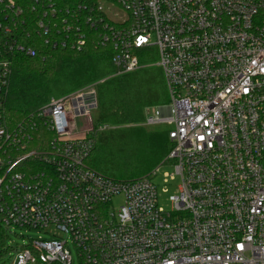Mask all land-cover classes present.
Instances as JSON below:
<instances>
[{
  "label": "built area",
  "instance_id": "built-area-1",
  "mask_svg": "<svg viewBox=\"0 0 264 264\" xmlns=\"http://www.w3.org/2000/svg\"><path fill=\"white\" fill-rule=\"evenodd\" d=\"M88 47L111 52L115 75L162 72L168 104L140 125L170 126L168 210L159 166L123 181L88 165L71 126L96 108L93 85L5 114L14 56ZM14 228L48 238L13 250ZM68 241L79 264H264V0H0V253L71 264Z\"/></svg>",
  "mask_w": 264,
  "mask_h": 264
},
{
  "label": "trees",
  "instance_id": "trees-1",
  "mask_svg": "<svg viewBox=\"0 0 264 264\" xmlns=\"http://www.w3.org/2000/svg\"><path fill=\"white\" fill-rule=\"evenodd\" d=\"M110 54L109 50L88 47L79 53L44 48L34 58L14 56L5 114L16 123L56 93L68 95L93 85L96 117L86 136L92 144L89 158L93 157L87 163L104 176L119 180L115 175L122 173L120 180L130 181L160 164L172 148L168 131L146 132L139 127L144 108L164 104L166 87L157 67L115 75ZM101 126L106 128L101 130ZM145 152L154 158L152 166L137 178H127L129 171L143 167Z\"/></svg>",
  "mask_w": 264,
  "mask_h": 264
},
{
  "label": "rangeland",
  "instance_id": "rangeland-1",
  "mask_svg": "<svg viewBox=\"0 0 264 264\" xmlns=\"http://www.w3.org/2000/svg\"><path fill=\"white\" fill-rule=\"evenodd\" d=\"M149 60H151V62L156 63L157 62V56L152 57ZM150 67H155V66H150ZM165 92H166V100H165L164 104L167 105L168 104V94H167L166 89H165ZM63 95H65V94L64 93H56L53 95L52 98H59L60 96L62 97ZM65 96H67V95H65ZM159 105L162 106L163 104H159ZM159 105H154V106H159ZM149 107H153V106H149ZM95 117H96V111H95V109H92L89 117H86L85 119H82V118L74 119V122L72 123V126H71L73 135H76V136L80 135V133H82V131H85L83 129H86L85 134L91 133V131L93 130L92 127H93V121H94ZM140 126L141 125L139 124V127ZM141 127L145 128L146 132L156 131V130H161V131L167 132L170 129V126H168L166 124L153 126V127H146V126H141ZM142 156L145 157L144 158L145 160L142 164L143 167H141L142 169L140 168L139 170L129 171L127 173V175H128L127 178H137V177L143 175V173H142L143 169L148 170L150 168V166H152L151 163L153 162L154 158L151 155L149 156L146 152L142 153ZM92 157H93V155H91V157L89 158L90 162H92ZM161 163L157 165V166H159V172H158L157 176L151 180L157 187L159 205L161 207H163L165 210H168L169 209L168 197L170 195L176 194V192L178 190V186L180 184V179L178 176H175L173 180H169L167 183H164L163 182V173L167 172L169 174H172V173H174V168L172 165H169V164L162 165ZM157 166H155V167H157ZM154 168H152L148 173H146L143 176L148 175ZM115 177H116V179L119 178V180H120V178H123L122 173L116 174ZM162 190H165L166 192L163 193ZM120 203H121L120 196L115 197V199L113 200V207L117 208L120 205ZM54 232L56 233V231H54ZM5 236H6V238H5L6 247H10L13 250H16L22 246H28L32 240H35L38 237L48 238L43 231L34 230V229H26V228L25 229L24 228L10 229L9 231H6ZM68 249L70 251V257L72 260L71 264H79V257H78L77 250L70 241H68ZM13 256H14V251L11 252L10 254L8 252L6 254L0 253V264H12ZM35 264H40V263H35Z\"/></svg>",
  "mask_w": 264,
  "mask_h": 264
}]
</instances>
